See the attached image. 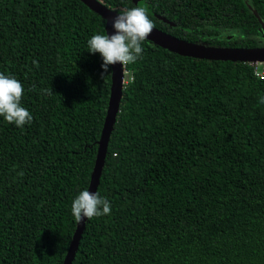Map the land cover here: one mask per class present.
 I'll return each instance as SVG.
<instances>
[{
	"label": "trees",
	"instance_id": "trees-1",
	"mask_svg": "<svg viewBox=\"0 0 264 264\" xmlns=\"http://www.w3.org/2000/svg\"><path fill=\"white\" fill-rule=\"evenodd\" d=\"M97 1L146 7L190 43L264 46V0ZM104 32L80 0H0V73L33 116H0V264H63L110 97L111 66L87 45ZM142 47L96 191L111 212L86 220L72 264H264V67Z\"/></svg>",
	"mask_w": 264,
	"mask_h": 264
},
{
	"label": "clouds",
	"instance_id": "clouds-1",
	"mask_svg": "<svg viewBox=\"0 0 264 264\" xmlns=\"http://www.w3.org/2000/svg\"><path fill=\"white\" fill-rule=\"evenodd\" d=\"M114 33L109 35L95 34L88 41V51L99 53L103 59L101 68L109 73V66L119 63L122 66L135 63L142 58V45L155 28L146 7H133L121 10L112 20ZM38 67L36 61L32 62ZM126 83L134 82L132 73H125ZM35 85H33V89ZM47 92V89L44 90ZM53 92V91H52ZM24 95V86L13 75L0 73V116L9 124L23 127L33 120L32 114L21 106ZM264 103V97L261 98ZM111 212L109 200L99 192L83 190L73 199L71 213L77 223L84 219L108 215Z\"/></svg>",
	"mask_w": 264,
	"mask_h": 264
},
{
	"label": "water",
	"instance_id": "water-1",
	"mask_svg": "<svg viewBox=\"0 0 264 264\" xmlns=\"http://www.w3.org/2000/svg\"><path fill=\"white\" fill-rule=\"evenodd\" d=\"M80 1L85 4L90 10H92L105 20V31L107 34L111 35L114 33L112 20L118 14L117 12L107 8L97 0ZM262 27L264 29V23H262ZM146 40L169 52L194 59L244 63L264 62V46L254 48L206 46L178 39L157 28H154L152 30L151 34L147 37ZM111 72V88L108 107L101 130V135L98 141L95 162L87 189L90 192L97 191L99 179L107 154L108 140L113 124L115 122L116 115L118 113L119 99L123 85V71L121 65L117 63L111 66ZM86 220L87 219H84L82 222L76 224V229L64 258L63 264H72L79 247Z\"/></svg>",
	"mask_w": 264,
	"mask_h": 264
},
{
	"label": "built area",
	"instance_id": "built-area-1",
	"mask_svg": "<svg viewBox=\"0 0 264 264\" xmlns=\"http://www.w3.org/2000/svg\"><path fill=\"white\" fill-rule=\"evenodd\" d=\"M251 64H253V65H255V66H258V68L255 67V73H256L257 76L261 77L262 74H263L264 62H255V63H251ZM261 66H262V68H261ZM121 67H122L123 75H124L126 72L128 73V71L125 69V66H122V65H121ZM123 84H126V81H123Z\"/></svg>",
	"mask_w": 264,
	"mask_h": 264
},
{
	"label": "rangeland",
	"instance_id": "rangeland-1",
	"mask_svg": "<svg viewBox=\"0 0 264 264\" xmlns=\"http://www.w3.org/2000/svg\"><path fill=\"white\" fill-rule=\"evenodd\" d=\"M224 34H228V32H224ZM261 34H262V37L260 39V43H264V29L263 27H261ZM127 80V77L125 76V74L123 75V81H126Z\"/></svg>",
	"mask_w": 264,
	"mask_h": 264
}]
</instances>
